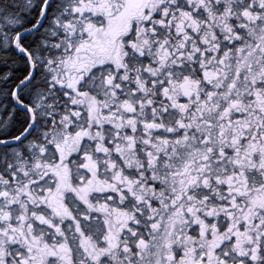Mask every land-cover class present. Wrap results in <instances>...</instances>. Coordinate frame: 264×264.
Masks as SVG:
<instances>
[{
	"label": "snow or ice",
	"instance_id": "snow-or-ice-1",
	"mask_svg": "<svg viewBox=\"0 0 264 264\" xmlns=\"http://www.w3.org/2000/svg\"><path fill=\"white\" fill-rule=\"evenodd\" d=\"M0 264H264V0H0Z\"/></svg>",
	"mask_w": 264,
	"mask_h": 264
}]
</instances>
